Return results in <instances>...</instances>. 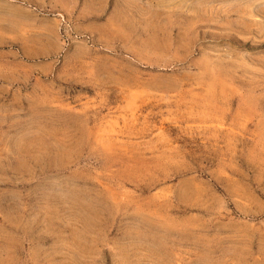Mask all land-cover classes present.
<instances>
[{
  "label": "rangeland",
  "instance_id": "obj_1",
  "mask_svg": "<svg viewBox=\"0 0 264 264\" xmlns=\"http://www.w3.org/2000/svg\"><path fill=\"white\" fill-rule=\"evenodd\" d=\"M0 264H264V0H0Z\"/></svg>",
  "mask_w": 264,
  "mask_h": 264
}]
</instances>
